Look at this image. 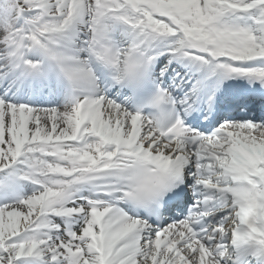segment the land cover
<instances>
[{
  "label": "bare ground",
  "instance_id": "obj_1",
  "mask_svg": "<svg viewBox=\"0 0 264 264\" xmlns=\"http://www.w3.org/2000/svg\"><path fill=\"white\" fill-rule=\"evenodd\" d=\"M4 55H6L5 52H4ZM99 104L100 103H98V105ZM98 105H97V107H98ZM100 106L102 107V103L100 104ZM108 107L110 108V107H115V106L109 104ZM115 108H117V107H115ZM99 111L102 112V108H100ZM9 114L11 115L12 112L9 111ZM22 114L24 117H26L28 115V112L23 111ZM68 114H70L69 111H64L61 115L62 116V121H61L60 118L57 117V114L55 111L35 112L36 116H30L29 117L30 123L28 124V126L25 127L24 133L25 134L29 133L32 136H37V135H41L44 133H50V132H52L51 130H53V132L55 134H59V133L60 134L61 133L68 134L70 132V130L72 131V129L74 128L70 125V123H69L70 121L68 122V117H67ZM17 125L19 126V123H17ZM12 146H13V142L8 143L7 149L9 150ZM92 147H93L92 152H95L101 148V145L97 142H94V143H92ZM36 201L41 202L42 199L41 198L36 199L33 195H31L29 197V199L26 200L27 204L25 207L20 206V205H15V206H9V207L2 209L0 211V223L5 221V219L7 217L9 218V220L12 219L13 221H17L20 217H27L28 214H30L31 211L34 210ZM26 209H30V211H28ZM108 240H109V238H108ZM87 244L90 246H96L97 243L89 238L86 241L85 245H81L79 247H78V245L76 246V252L77 253L86 252L85 255L89 257ZM137 253L138 252H136L134 257H136L138 255ZM143 256H145V255L143 254ZM151 257H152V255H151ZM87 259L89 260L91 258L89 257ZM137 262H138L137 259L132 258L128 264H137ZM86 264H87V262H86Z\"/></svg>",
  "mask_w": 264,
  "mask_h": 264
}]
</instances>
